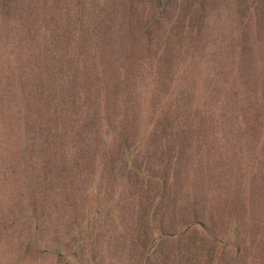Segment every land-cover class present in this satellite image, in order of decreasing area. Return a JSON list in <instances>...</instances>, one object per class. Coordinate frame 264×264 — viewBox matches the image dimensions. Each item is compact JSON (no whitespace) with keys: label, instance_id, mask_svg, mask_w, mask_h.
I'll list each match as a JSON object with an SVG mask.
<instances>
[{"label":"trees","instance_id":"1","mask_svg":"<svg viewBox=\"0 0 264 264\" xmlns=\"http://www.w3.org/2000/svg\"><path fill=\"white\" fill-rule=\"evenodd\" d=\"M207 17L206 0H0V144L4 145L0 162L8 159L6 165L13 167L8 182L19 181L14 191L29 195L38 184L43 194L40 211H35V203L29 204L30 214L26 212L29 259L24 264H51L55 255L60 264L81 263L85 244H96L103 206L97 205L95 217L88 221L92 231L71 218L79 210L82 193L94 194L87 181L89 168L108 163L136 213L133 223L143 227L137 264H183V260L206 264L203 253L208 248L205 256L215 257L228 231L219 230L211 212L207 216L200 211L203 198L198 189L185 191L190 193L187 199L177 189L182 175L178 168L184 161L187 169L188 160L194 161L196 153H190L203 131L196 120L199 107L193 100L186 103L195 111L186 123L178 111L174 116L168 112L181 107V96L176 94L169 102L162 98L166 92L182 94L185 89L182 78L177 80L182 70L174 68L179 58L188 61L195 56L193 43L188 42L197 40ZM49 30L52 34L47 35ZM120 30L126 53L121 50L120 59L113 62L106 50ZM56 33L61 43L67 42L59 49ZM129 44L135 48L128 50ZM109 62L115 66L109 67ZM57 79L60 83L55 84ZM120 90L129 91L122 101L117 96ZM40 113L45 115L44 125L37 120ZM151 126L154 132L149 136ZM65 138L73 143L70 152ZM51 160L66 164L56 170V178L67 186L60 201L53 203L69 238L59 249L43 244L39 235L44 224L39 220L41 204L47 198L39 169ZM68 165L75 166L74 173ZM68 176L80 190L72 188V182L68 186ZM15 195L26 208L21 196ZM182 201L191 213L167 221L183 209ZM86 238L89 242L83 243ZM34 239L39 243L31 251ZM242 253L238 246L231 264H240Z\"/></svg>","mask_w":264,"mask_h":264},{"label":"rangeland","instance_id":"2","mask_svg":"<svg viewBox=\"0 0 264 264\" xmlns=\"http://www.w3.org/2000/svg\"><path fill=\"white\" fill-rule=\"evenodd\" d=\"M206 13L208 17L200 36L195 42H188L189 45L193 43L195 56L189 57L188 61L176 59L174 71L179 67L182 70L177 74V80L182 78L185 89L182 94L175 90L172 95L166 92L162 96L168 98L167 102L173 100L176 94L181 96V107L177 106L176 110L168 112L174 116L175 111H178L186 117V123L195 113L186 103L193 100V104L199 107L196 120L203 127L190 153H196L192 159L194 161L188 160L187 151L182 152L189 163L187 169L184 161L178 168L182 175L177 189L179 192L184 191L181 197L185 196V199L190 194L185 191L198 189L203 198L199 204L200 211L204 210L202 212L207 216L211 212L219 230L228 231L222 236L223 242L216 248L213 259L208 254L205 256L209 248L204 251L206 264H231L238 246L243 248L240 264H264V0H206ZM118 33L116 41L110 42L106 50L113 62L120 59L121 50L126 53V49H121L120 45L123 33L121 30ZM49 34H52L50 30ZM53 38L59 43L56 49L67 43H61L58 33ZM46 44L53 47L48 42ZM129 48L135 47L129 44ZM113 66L115 64L109 62V67ZM167 67L172 68L165 65ZM148 78L154 82L152 76ZM55 82L60 83L58 79ZM146 84L144 82L140 88L145 89ZM128 95L129 91H117L120 101ZM87 107L93 110L90 102ZM149 114L152 116L151 109ZM43 116L40 113L37 120L44 125ZM150 116L144 118L150 119ZM151 131L154 132L152 126L148 127L147 135L151 136ZM182 137L176 136V140L180 142ZM65 140L66 151L70 152L74 149L73 143ZM2 149L4 145L0 144V154ZM5 162H0V264H24L29 240L27 227L30 223L26 212L30 214L29 207L35 203V211H40L38 201L43 194L38 184L34 185L29 195L20 193V189L14 191L19 187V181L8 182L13 175V167L7 166ZM44 164L39 169L42 175L40 183L47 185V198L41 204L43 211L40 212L39 220L44 224L39 235H43V244L51 243L52 248L59 249L61 242H68L69 238L63 229L65 222L56 216L58 210L53 203L60 201L64 195L62 190L67 185L56 178V170L66 164L60 160L56 164L55 160ZM68 166L69 171L73 172L75 166ZM112 168V163L89 168L87 181L91 190L95 189L94 194L82 193L79 210L72 215L73 221H78L83 229L90 230L88 221L95 217L96 206H103L98 217L99 230L94 238L96 247L93 242L85 244L79 264H137L139 236L143 227L133 223L136 213L132 204L126 202L123 186L118 184L120 178ZM102 169L105 174L100 177L101 172L104 173ZM68 177V186L72 182V188L80 190L79 185L73 183L74 177ZM98 188L100 196L97 195ZM15 194L21 196L26 208L22 209L20 199L14 198ZM71 194L74 196L73 192ZM183 201V209L167 221L173 223L177 218L191 213L192 208ZM79 223H75L76 230ZM199 227L200 231L204 229L203 226ZM61 236L62 239L59 238ZM88 240L86 238L83 243ZM35 243H39L38 239L33 240L31 251H35ZM56 259L59 261L55 255L49 263L60 264ZM185 262L183 260V264Z\"/></svg>","mask_w":264,"mask_h":264}]
</instances>
